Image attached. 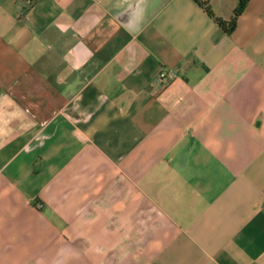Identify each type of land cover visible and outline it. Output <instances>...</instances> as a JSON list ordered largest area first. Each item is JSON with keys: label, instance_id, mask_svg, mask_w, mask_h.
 Segmentation results:
<instances>
[{"label": "crops", "instance_id": "obj_1", "mask_svg": "<svg viewBox=\"0 0 264 264\" xmlns=\"http://www.w3.org/2000/svg\"><path fill=\"white\" fill-rule=\"evenodd\" d=\"M0 264H264V0H0Z\"/></svg>", "mask_w": 264, "mask_h": 264}, {"label": "trees", "instance_id": "obj_2", "mask_svg": "<svg viewBox=\"0 0 264 264\" xmlns=\"http://www.w3.org/2000/svg\"><path fill=\"white\" fill-rule=\"evenodd\" d=\"M200 5L204 7V9L212 15L216 22L220 25V27L223 29L225 33H232L237 25H238V20L241 16V14L244 12L248 4L250 3L251 0H239L237 7L235 8L233 15L230 19L225 20L220 17H217L210 5L209 0H196Z\"/></svg>", "mask_w": 264, "mask_h": 264}, {"label": "built area", "instance_id": "obj_3", "mask_svg": "<svg viewBox=\"0 0 264 264\" xmlns=\"http://www.w3.org/2000/svg\"><path fill=\"white\" fill-rule=\"evenodd\" d=\"M20 1L23 3L25 7H32L36 3L37 0H20ZM168 74L170 73H168L167 71H163L161 73V76L165 78L168 76Z\"/></svg>", "mask_w": 264, "mask_h": 264}]
</instances>
